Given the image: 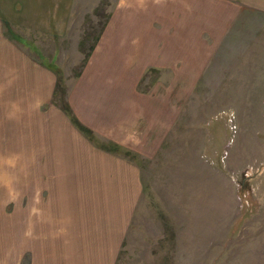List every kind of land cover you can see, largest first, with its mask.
I'll return each instance as SVG.
<instances>
[{
	"label": "rangeland",
	"instance_id": "obj_1",
	"mask_svg": "<svg viewBox=\"0 0 264 264\" xmlns=\"http://www.w3.org/2000/svg\"><path fill=\"white\" fill-rule=\"evenodd\" d=\"M116 6L142 9V26L159 13L192 26L180 29L200 40L183 64L190 81L140 60L133 29V53L111 62L159 107L123 138L134 157L104 143L118 155L101 159L131 163L133 186L66 187L45 153L52 128L72 124L53 95L60 83L69 104ZM44 66L52 96L29 84ZM0 264H264V0H0Z\"/></svg>",
	"mask_w": 264,
	"mask_h": 264
},
{
	"label": "crops",
	"instance_id": "obj_2",
	"mask_svg": "<svg viewBox=\"0 0 264 264\" xmlns=\"http://www.w3.org/2000/svg\"><path fill=\"white\" fill-rule=\"evenodd\" d=\"M207 9L211 13L212 7H207ZM48 10L46 7H41V11H38L44 19L41 21L45 23V29L52 30L50 28L52 17L51 12ZM156 10L155 13H158L159 8ZM134 11L140 13L142 9H131L127 6L119 9L116 6L111 11L110 20L100 36L101 38L92 52L87 66L81 76L68 89L67 96L70 106L81 123L94 131V140L87 139L75 130L68 119H64L67 126L60 128L54 126L48 137H46L45 153L54 157L56 161L53 171L58 172L59 177L63 179L64 175L62 173H68L66 187L91 188L90 186H94L92 182H95V180H98L99 185L103 188L117 185L133 186L131 163L128 164L127 168L125 164H117L112 168L101 160L102 157L107 155L111 158L118 155L106 151L103 148L104 143H113L125 150H131V145L124 142L123 138L130 137L133 126L141 130V126L147 123L150 116L149 105L154 106V108L159 107V96L154 101L155 99L152 96L146 95L145 97L137 94L133 74L130 72V77L127 80L117 78L129 74H123L122 69H120L121 65L118 64L115 67L114 63L111 62L131 56L133 50L130 40L133 29H141L140 35L132 37V39L137 38V42L141 45L143 44L134 50V54L139 56L140 60L159 59V65L155 67H159V70L172 71L173 79L170 81L171 83H177V86L189 84L191 74L190 72L184 73L183 64L186 65L187 61L191 60L190 48L200 40L196 38L194 31L187 30L184 33L180 29H190L192 26L190 24L183 25L182 23H178L176 26L175 23L162 21L163 17L160 13L159 24L155 23L153 25V22L143 21L142 24L144 25L142 26L140 22L134 23V20L138 18L132 15ZM60 19L61 24H67L69 18L63 16ZM156 25H159L157 32L159 33V39L158 34L151 33V30L155 31L157 28L154 27ZM165 28L167 29L164 30ZM158 43L159 47L156 46ZM139 66L141 65L139 64ZM112 67H115V69ZM35 72H37L38 77L42 75L46 82L44 79L40 84L41 80L35 79V82L29 84H33L36 91L43 90L52 96V70L45 67V69L39 68ZM153 102H155V105H153ZM155 115L156 121L154 119L152 121L159 124V112ZM156 130L158 133L159 129L156 128ZM139 138L142 139L140 136ZM146 139L147 137L144 140ZM126 172L128 173L126 174ZM63 186L62 183L59 185V187ZM134 186L136 185L134 184Z\"/></svg>",
	"mask_w": 264,
	"mask_h": 264
},
{
	"label": "trees",
	"instance_id": "obj_3",
	"mask_svg": "<svg viewBox=\"0 0 264 264\" xmlns=\"http://www.w3.org/2000/svg\"><path fill=\"white\" fill-rule=\"evenodd\" d=\"M98 42H99V37L96 39L95 44H97ZM94 49H95V46L90 49V53H89V55H87V58L85 59V61L83 63V67L87 64V62H88V60L90 58V54L94 51ZM58 93H59V95H57ZM64 93H65V91L62 88V86L60 85V83H57V87H56V90H55V93H54L53 97L60 96L62 109L66 113V115L70 118L72 124L79 131H81L88 139H90L91 141H93L94 140V134H93V132L89 128H87L86 126H84L77 119V117L74 115V113L72 112L69 104L66 103V101L64 100ZM103 148L106 149L105 147H103ZM108 150L109 151H112V152H115V153H123V154H125L128 157H134V156H132L133 154L131 153V151L125 150V149H123L122 147H120L119 145H116V144H112V147L111 146H110V148L108 147Z\"/></svg>",
	"mask_w": 264,
	"mask_h": 264
}]
</instances>
